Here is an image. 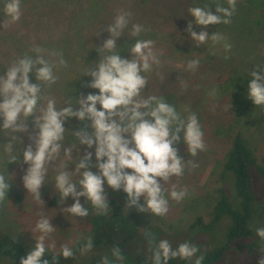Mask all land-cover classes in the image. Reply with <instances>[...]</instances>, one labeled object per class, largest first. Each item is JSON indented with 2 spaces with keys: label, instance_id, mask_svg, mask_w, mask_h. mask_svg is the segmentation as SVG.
Here are the masks:
<instances>
[{
  "label": "rangeland",
  "instance_id": "rangeland-1",
  "mask_svg": "<svg viewBox=\"0 0 264 264\" xmlns=\"http://www.w3.org/2000/svg\"><path fill=\"white\" fill-rule=\"evenodd\" d=\"M263 1L246 0V7L256 2L263 5L258 12L250 10L253 15H257V17L251 16L255 17L254 23L251 21L249 24L251 28L260 26L264 29V17L260 16L261 12L264 14ZM7 2L8 0H0V76H4L7 68L18 59L25 56L34 59L37 53L33 49L37 46L44 49L42 54L49 63L54 65L53 72L57 76L56 82L48 85L45 82L36 81L34 72L29 73L30 83L40 85L43 97L38 103L36 116L41 115V110L46 107L49 99L55 101L57 110L69 104L73 106V110H76L78 108L77 99L89 93L98 94L97 89L87 87L91 77L83 73L90 68L95 70L96 64L109 54L99 49L103 41L109 37V33L105 30L107 26L113 23L115 17L121 12L131 13L128 27L124 29L123 35L117 38L118 48L115 51L121 58L131 59L130 50L137 40L153 41L151 50L158 58L159 64L153 63L150 72L142 73L147 78V86L141 96L143 98L163 97L185 119L194 112L204 133L206 150L198 152L193 157L187 152L182 139L179 144L175 145L179 149V155L186 162L191 160L199 166L193 169L186 163L182 177H173L164 183L165 196L169 203V210L165 216L159 217L148 212L141 213L137 212L135 207L132 208L140 216V231L144 232V236L132 239L122 248L124 259L120 262L153 264L151 249L155 248L162 239L168 240L174 250L184 242L195 244L199 250L197 256L220 246L226 233V220L214 225L209 231H206L203 225L209 224L213 205L219 199L218 179L230 148L229 140L216 135L215 129L219 128L224 132L225 123L231 122L228 119L230 117H225L218 109L219 104H212L214 101L211 102L210 99L212 96L215 97L217 88L215 77L229 73L233 68L240 69V66L237 60H233L232 64L228 65V63L225 67H221L218 60L212 65L213 58L221 59L224 58V54H229L223 47L224 42L214 44L208 41L206 46L196 47L188 36L189 33L185 31V26L176 29L177 13L178 11L181 14L185 12L184 5L190 1L21 0L20 20L4 27L3 25L10 19L4 10ZM157 13L162 15H155ZM133 24H140L144 28L138 36L131 35ZM258 39L264 43V35L258 33L250 41L251 48L255 46ZM208 47L211 49L209 50ZM53 52L62 54L66 66L58 64L59 57L51 55ZM193 59L200 61L194 71L187 67L188 62ZM259 62L264 64V56ZM249 64L252 63L249 62ZM192 84L199 85L201 91L199 92L194 86L191 89ZM97 108L99 109V105ZM259 112L264 117V106H260ZM21 120L23 121L24 118L21 117ZM33 121L34 116L28 118L26 133H13L11 130L0 128V174H3L5 180L10 181L11 185L6 199L0 201V238L6 236L22 244L29 252L41 234L36 230V224L41 216H44L49 218L50 223L56 227V230L50 233L45 240L46 251L59 253L62 245L72 248L77 242L90 237L89 229L87 227L85 229L84 224L87 219L98 212L90 201L80 197L79 200L88 209L89 215L84 218L73 216L66 209L72 205L73 199L68 197L63 202L55 187L56 175L65 168L72 172L74 183H78L82 178L83 170H78L77 164L85 154L86 146L79 144L73 132L80 129L91 131L90 128H85L90 121L81 122L75 117L66 119L63 125L66 131L62 149L72 146V157H65L61 151L60 155L47 166L45 184L40 189L43 205L34 198L33 193L24 188L22 181L28 168V165L23 162L22 152L27 145L32 143L29 136H35L37 132ZM236 128L243 133L245 142L255 155L262 158L264 156V127L257 121L251 125L242 119L237 126H226L225 131L231 134ZM9 142L13 146L11 153L6 151ZM94 150L95 146L87 149L88 152L93 153L92 165L96 163ZM13 155L17 156L18 160L8 163ZM90 170L97 172L94 166ZM160 182L163 184V181ZM173 184L176 185L178 191L187 189V195L179 202L172 200L168 195L172 191ZM231 189L233 190L232 187ZM77 190H80L79 187ZM249 190L252 195V210L259 219L255 216L253 219V221L256 219L255 224L254 222L251 224L252 220L250 221L249 228L252 231L250 235L246 239L234 240L217 264H254L262 257L264 241L256 235V228L264 227V180L251 173ZM105 191L107 199L115 198L120 203L126 204V194L122 190L113 191L105 183ZM227 193L230 196L228 190ZM17 194L21 197L18 203L13 200V196ZM51 197L56 200L53 204L48 202ZM140 202L143 203L142 200ZM197 218L201 219V225L189 230V226ZM154 228L157 229L152 230ZM145 233H151L155 239L150 243L151 237L146 236ZM53 242L55 243L54 248L50 247ZM104 257L116 260L111 253ZM195 258L189 261L177 257L170 259L168 264L173 261L194 264Z\"/></svg>",
  "mask_w": 264,
  "mask_h": 264
},
{
  "label": "clouds",
  "instance_id": "clouds-1",
  "mask_svg": "<svg viewBox=\"0 0 264 264\" xmlns=\"http://www.w3.org/2000/svg\"><path fill=\"white\" fill-rule=\"evenodd\" d=\"M227 4L228 7L215 4V14L208 9V4L188 9L193 21L188 23L185 31L196 42L197 47L211 39L214 44L223 41L224 49L231 50L232 45L227 43L224 35L216 32L209 35L204 30L199 33L193 31V23L205 29L209 25L231 23L236 0H227ZM20 5L21 0H8L4 5L5 13L10 18L4 27L20 20ZM130 17L131 13L121 12L105 29L109 37L99 49L109 54L96 64L95 70L90 68L83 73L91 77L87 87L97 89L98 94L89 93L77 99L76 110H73L71 104L57 110L55 101L49 99L46 107L41 110V115L36 116L38 103L43 97L40 85L30 83L29 73L34 72L36 81L48 85L57 80L53 72L54 65L44 58V49L39 46L33 49L37 53L34 59L29 56L20 58L7 68L4 76H0V128L13 133H26L27 120L34 116L33 123L37 132L35 136H29L32 143L22 152L23 162L28 165L22 181L24 188L33 193L34 198L42 205L40 189L45 184L47 166L61 151L65 157H72V146L62 149L66 131L63 125L66 119L72 117L81 122L90 121L85 128H90L91 131L80 129L73 132L79 144L86 146L85 154L77 164V169L83 170L82 178L74 183L72 172L65 168L56 175L55 187L63 202L68 197L73 199L72 205L66 209L75 217L84 218L89 215L88 209L81 204L80 197L90 201L98 214L110 212L105 183L113 191L122 190L126 194L125 206L128 209L135 207L137 212L163 217L169 210L164 183L173 177H182L186 163L193 169L199 166L191 160L186 162L175 146L182 139L187 152L193 157L206 150L204 133L196 114L192 112L185 119L163 97L141 96L147 86V78L142 73L150 72L153 63L159 64L151 50L153 41L137 40L130 50L131 59L121 58L115 51L118 48L117 38L128 27ZM143 30L142 25L133 24L131 35L138 36ZM51 55L59 57L60 66H66L61 53L53 52ZM199 62V59L189 61L188 69L194 71ZM250 76L247 96L253 105L264 106V69H259V73L255 69ZM184 86L187 87L186 84ZM21 117L24 118L23 121ZM93 146L95 165L91 163L93 153L87 151ZM6 151H13L11 142ZM17 160L18 157L13 155L8 163ZM93 166L97 169L96 173L90 170ZM10 187V181H6L5 176L0 174V201L6 199ZM78 187L80 190H77ZM168 195L179 202L187 195V189L178 191L173 184ZM36 230L41 234L34 247L21 257L20 264H49L44 258L45 240L56 227L50 223L49 218L41 216ZM145 235L151 237L150 243L155 239L151 233ZM256 235L264 241V227L256 228ZM50 247L54 248L55 243ZM92 247V238L89 237L80 249L81 255L89 252ZM151 251L153 264H168L170 259L177 257L189 261L196 257L194 264H202L205 258L203 254L197 256L199 250L195 244L184 242L174 250L166 239L160 240ZM58 255L68 259L74 256V252L67 245H62ZM112 256L117 261L124 259L118 246L112 249ZM102 264H110L108 257L103 258ZM259 264H264V258Z\"/></svg>",
  "mask_w": 264,
  "mask_h": 264
},
{
  "label": "trees",
  "instance_id": "trees-1",
  "mask_svg": "<svg viewBox=\"0 0 264 264\" xmlns=\"http://www.w3.org/2000/svg\"><path fill=\"white\" fill-rule=\"evenodd\" d=\"M188 1L190 2H187L184 5L185 12L181 14L180 11H178L177 13L178 20L175 25L176 29L184 26L186 28L188 23L193 21V18L188 12L190 7H203L208 4V9L213 12V14H215V4H219L222 7H228L227 0ZM166 2H168V0H166ZM258 3L259 2H256L254 5L246 7V0H237L236 9L231 17V23L229 24L220 23L209 25L205 29L193 23V31L199 33L204 30L207 31L209 35L213 32L220 33L224 35L227 38V42L232 45L231 50L228 51L229 54H224V58H221L222 60L219 58H213L211 61L212 65L218 60L221 67H225L228 63V65L232 64L233 60H237L240 66V69L233 68L229 73L222 74L218 76L219 78L215 77L217 88L214 96L216 98H213L212 96L210 101H214L212 104H219L220 107H218V109L221 113L227 118L230 117L228 119L231 123H225V127L237 126L242 119H245V123L247 122V124L251 125L257 121L259 125L264 127V117L260 115L259 112L260 106L253 105L252 101L247 96L248 83L251 79L250 73L255 69L258 73L259 69H264V64L259 62L264 56V43L261 39H258L255 46L253 48L250 47V41L258 35V33L264 35V29L262 27L260 28V26L257 25V27H249V24L255 18L251 17L253 13L250 12V10L252 9L253 11L256 10L258 12V9L263 7V5ZM162 6L160 3V7ZM155 15L161 16L162 14L157 13ZM253 16L257 17L256 14ZM260 16L264 17V14L261 12ZM230 39L231 42H229ZM208 41L211 42V39ZM179 42L181 41L179 40ZM193 42V45L197 47L196 42ZM204 45L206 46V44ZM208 49L210 50L211 48L208 47ZM249 62L252 64H249ZM259 65L261 66L258 67ZM212 77L214 78V76ZM193 86L196 87L199 92L201 91L199 85L196 86L195 84H192L191 89L194 88ZM225 127L223 128L224 132L220 131L219 128L215 129V134L220 137H226V140H229L228 142L230 146L218 179L220 184L218 192L220 196L217 202L213 205L209 224L203 226L206 228V231H209L214 225H218L221 221L226 220L227 228L223 243L220 246L203 253L205 258L202 264H217L223 258L224 253L234 240L239 238L246 239L250 235L252 231L251 228H249V223L252 220L251 224L253 222L255 224V220L258 218L251 207L252 195L249 190V177L251 173H254L264 180V156L259 158L255 155L254 151L245 142L242 135L243 133L239 131V128L234 129L231 134H227L228 131H225ZM230 184L233 190L231 189ZM226 189L229 191L230 196H228ZM20 198L19 194L13 196V200L17 203L20 202ZM55 201L56 200L51 197L48 202L53 204ZM107 201L110 207V212L107 214H98L97 212L90 219H87L85 222L86 224H84L85 229L86 227L89 229L90 237L92 238V249L86 254L81 255L80 249L84 246L88 240L87 239L77 242L71 248L74 252L72 258L65 259L60 257L58 252L53 253L46 251L44 258L49 261V264H102L104 255H107L108 253L112 254V249L114 247L118 246L122 251V248L132 239L144 236V232L140 231V216L134 211V209H128L115 198H108ZM255 216L256 219L253 221ZM198 225H201L200 218H197L192 225L189 226V230L196 228ZM156 229L157 228H154L152 230ZM26 253L28 252L22 244L12 241L6 236H1L0 264H20L21 257ZM261 255L262 257L260 260L264 258V252H262ZM108 259L110 264H124L117 260ZM259 261L254 264H259ZM171 264L187 263L173 261Z\"/></svg>",
  "mask_w": 264,
  "mask_h": 264
}]
</instances>
